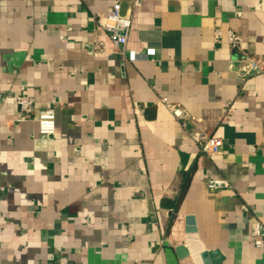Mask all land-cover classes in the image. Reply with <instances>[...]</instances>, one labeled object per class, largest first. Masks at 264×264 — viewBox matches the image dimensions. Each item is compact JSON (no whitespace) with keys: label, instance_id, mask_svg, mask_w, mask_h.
<instances>
[{"label":"crops","instance_id":"obj_1","mask_svg":"<svg viewBox=\"0 0 264 264\" xmlns=\"http://www.w3.org/2000/svg\"><path fill=\"white\" fill-rule=\"evenodd\" d=\"M118 2L128 51L148 58L123 59L106 37L95 52V19ZM244 54L264 67V0H0V264H264L251 237L264 72ZM20 94L32 121H16ZM47 107L53 135L36 121ZM196 133L220 151L201 152ZM219 179L230 187L210 192ZM193 227L204 254L180 257Z\"/></svg>","mask_w":264,"mask_h":264},{"label":"built area","instance_id":"obj_2","mask_svg":"<svg viewBox=\"0 0 264 264\" xmlns=\"http://www.w3.org/2000/svg\"><path fill=\"white\" fill-rule=\"evenodd\" d=\"M95 25L96 26L94 29V49L96 53H100L104 50L105 45L103 43L102 38L106 37L112 42L114 48L116 49L118 54L123 57V59L129 58L130 60L135 61L140 58H148L150 55H152L150 52L145 54H130V52L128 51L127 44L132 26V14L130 12L123 13L122 5L120 2L116 3L113 6L112 10H110L109 12L97 16L95 19ZM214 35L216 42L220 43L225 40L226 43L234 50H239L242 47L243 38L239 34L231 30L227 31L225 35L220 28H217L214 31ZM241 59L243 63H245L249 67V70L252 73L259 74L264 72V67L261 65L260 60L254 59L246 54H244ZM16 102L19 108L18 116L16 118L17 122L23 123L35 119L34 98L26 94H20L19 96H17ZM162 102L175 115H177L178 119L184 121L185 124V121L187 119L180 109L175 108V106L169 104L167 102V99H163ZM36 121L38 123V129L40 134H56L57 123L54 107H47L40 110ZM195 139L203 141L201 145V152L208 155L218 153L221 147L223 146V141L220 138L214 136H205L202 133H196ZM229 187L230 184L225 179L210 180L207 182V189L212 193L220 192ZM251 237L254 245L257 248L264 247V225L258 220L254 221L253 223Z\"/></svg>","mask_w":264,"mask_h":264},{"label":"water","instance_id":"obj_3","mask_svg":"<svg viewBox=\"0 0 264 264\" xmlns=\"http://www.w3.org/2000/svg\"><path fill=\"white\" fill-rule=\"evenodd\" d=\"M189 233L192 234L188 237V240L185 242L186 246H179L176 250L180 257H185L189 255H198V254H204V250H201L198 248V242H197V234H196V228H190ZM195 250L197 252H195ZM201 250V251H200Z\"/></svg>","mask_w":264,"mask_h":264}]
</instances>
